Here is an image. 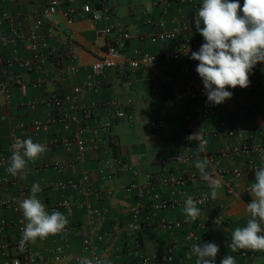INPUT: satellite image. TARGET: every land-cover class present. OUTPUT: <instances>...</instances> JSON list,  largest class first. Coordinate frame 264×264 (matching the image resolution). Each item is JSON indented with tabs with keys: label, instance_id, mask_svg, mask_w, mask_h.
<instances>
[{
	"label": "crops",
	"instance_id": "1",
	"mask_svg": "<svg viewBox=\"0 0 264 264\" xmlns=\"http://www.w3.org/2000/svg\"><path fill=\"white\" fill-rule=\"evenodd\" d=\"M48 1L0 0V20L1 11L19 15V25L23 33L28 35L35 12L45 7ZM89 1L91 0H73L72 5L79 9ZM160 1L164 0H105L104 7L107 11L104 15L108 21L96 25L88 17L82 16L77 17L73 25L78 72L61 77L52 62L47 63L49 74L45 88L49 91L70 93L74 87H84L90 78L93 80L97 91L83 90L78 97V104L82 107H92L94 110L93 118L86 122L93 130L87 135V139L92 141L95 135H100L106 144L100 145L97 151L88 152L85 161L76 163L73 162V158L78 152L77 146L73 145L71 152H67L63 147L49 148L40 159L34 163L29 162L26 179L20 178L19 175H8L5 169L0 168V177L13 179V182L0 188V200L12 197H18L20 200L26 198L30 195L33 183L44 185L52 181L68 182L89 177L88 193L81 197H72L73 210L71 212L58 210L68 218L66 228H70L71 232L50 235L44 239L37 238L35 243H30L37 264H83L85 260H93L95 254L101 257V264H139L141 257H154L167 251L172 252L174 264H196V258L185 248L184 230L172 231L163 226L164 222H183L185 220L183 206L175 210L160 211L153 216L152 203L146 196L141 195L140 187L147 185L149 175L160 172L164 160L184 148L182 137L184 125L188 120L209 132L219 121L226 120L229 129H247L245 142L256 145L264 141V115L261 109L264 105V63H259V70L255 76L261 85V91L255 99L248 93H241L232 95L231 99L220 105H214L207 102V97L197 98L188 95L185 84L178 74L182 69H186L188 76L191 77L200 62L192 59L179 60L175 63L166 61L161 55L172 43L152 44L147 38L140 40V36L154 35L155 25L161 21L165 22L164 31H176L180 35L183 19H190L191 25L195 28L194 16L202 0H195L194 4L170 2L167 17L162 15ZM239 3L242 10L244 0H239ZM63 11L64 7H61L54 16L61 27L66 25ZM240 14L242 15V11ZM106 24L122 27L131 35L132 38L125 50L127 57H132L136 50L146 51L159 57L157 66L154 69L144 66L133 68L127 64L123 71L110 69L102 75H94L91 66L104 56L106 49V38L99 36L97 29ZM5 29L0 21V34ZM191 42L194 51H199L205 40L200 35L191 37ZM16 52L20 57L26 58L27 43L20 42ZM4 56L5 51L0 47V85L7 80ZM71 64L72 62H66L67 66ZM15 72L26 82L40 79L39 75L26 73L20 68H16ZM196 85L203 86L199 75L196 78ZM42 91L30 89L21 92L12 87L13 99L9 103L0 95V157L8 154L7 149L12 144V129L17 123L29 121L31 117L48 119L49 112L42 107L32 116L19 108L22 102L39 98ZM255 100L261 104L255 111L235 114L230 110L236 103L251 106ZM203 109L210 111L208 119L202 118ZM117 110L124 113L122 118L112 117ZM159 120L164 123L158 129H153L152 122ZM106 125H110L109 130H104ZM56 133L62 139L70 135V132L62 127H54L38 134L32 129H27L20 135L23 139L31 137L33 141L44 142L52 140ZM229 142L225 137L211 136L206 151L215 152ZM119 162H123L126 168ZM258 162L261 165L260 159ZM55 163L64 165L65 170L62 173L57 172L53 167ZM235 166L242 168L243 165L235 162L227 164L228 168ZM171 168L179 172L186 167L177 165ZM191 168L193 173L200 176L196 167ZM213 178L221 183L216 199H212L207 182H191L185 187H159L158 191L164 198L175 195V198L183 202L187 196H192L195 201L204 194L210 197L213 205L220 208L222 217L221 223L210 222L204 234L205 243H215L219 246L216 259L231 255L235 258L236 264H264L263 255L245 258L237 251L233 252L227 244L235 228L246 226L250 218L246 211L248 203L244 196V188L251 183L253 175L242 174L237 178L236 189L232 195L227 193L228 184L232 181L230 177ZM133 184L138 187L128 192L126 188ZM37 197L46 205V210L50 214L61 200L62 193L44 190L38 193ZM103 207L107 208V213L103 215L91 213L92 210ZM197 207L201 209L198 221H203L210 211L198 203ZM137 208L142 209L139 222L145 226L138 234L139 246L136 247L129 227L136 222L134 211ZM22 220H24L22 214L10 210L0 212V227L2 223L14 225L0 231V244L13 243L17 239L18 225ZM115 226L120 230L112 232ZM195 226V223H191L186 229L192 230ZM104 233L108 236L99 243L97 237ZM86 239L97 247L96 251L85 248ZM58 247L64 249L60 261H56L54 255ZM10 253L15 255L14 248H11ZM0 264H7V259L1 253Z\"/></svg>",
	"mask_w": 264,
	"mask_h": 264
},
{
	"label": "built area",
	"instance_id": "2",
	"mask_svg": "<svg viewBox=\"0 0 264 264\" xmlns=\"http://www.w3.org/2000/svg\"><path fill=\"white\" fill-rule=\"evenodd\" d=\"M16 2L18 0H8ZM73 0H49L47 5L42 9L35 12L31 31L28 35L23 33L21 26L19 25L20 16L11 14L6 11H1V24L5 26V30L0 34V47L5 51L4 66L7 73V80L0 85V95L5 99L6 103L12 101V87L19 89L21 92H27L30 89H42L41 96L36 100L22 102L19 108L30 116L40 107L46 109L49 112L48 119L31 117L29 121H22L17 123L11 133L12 144L8 147V154H3L0 157V168L7 169L10 164L12 152L14 151L13 145L18 140H24L20 135L21 132L27 129H32L36 134L43 133L54 127H62L65 131L70 132V135L62 139L58 133H56L52 140L37 142L42 143L49 148L63 147L67 152H71L73 145L78 147V152L74 156L73 162H83L86 159V154L90 151H97L99 146L106 144L105 139L100 135H95L92 141L87 139V135L93 130L86 123L94 116V110L92 107H82L78 104V97L82 94L83 90L88 89L97 91L96 85L90 78L84 87H74L70 93H57L49 91L45 88L47 83L49 71L47 70V63L52 62L58 74L61 77H67L74 75L78 72L76 65L77 53L75 49L76 38L73 30V25L77 17H88L96 25H100L104 21H108L105 17L107 11L104 7L105 0H91L84 3L79 9L72 5ZM170 2H181L194 4L195 0H164L159 2V6L162 9L163 17L169 15ZM64 7L63 16L66 21L65 27H61L59 22L54 19V16L58 13L59 9ZM165 22H159L155 25L156 32L154 35L140 36V40L147 38L152 44L159 42L172 43L171 46L162 53V58L166 61L175 63L179 60H190L191 52L194 51V47L191 42V37L200 36V33L191 25L190 19H183L181 35L176 31L167 32L164 31ZM201 26V28H203ZM99 36L106 38V49L104 56L95 61L92 66V73L94 75H102L105 71L110 69H116L123 71L126 65L129 64L133 68L144 66L145 68L154 69L158 64L159 57L155 54H151L146 51L136 50L133 52L132 57H127L125 54L126 45L131 40V35L122 27H114L109 25L99 26L97 29ZM20 42L27 43L28 56L26 58L20 57L16 48ZM177 46H174V45ZM136 57V58H135ZM72 62L70 66L66 65V62ZM16 68L24 70L26 73L39 75L40 79L35 82L23 81L21 76L15 72ZM259 70V63H257L249 74L250 85L247 88L241 89L237 87L235 89L228 88L233 95L248 93L254 99L261 91V85L256 80L255 76ZM179 78L183 81L186 87V93L188 95L200 98L207 97L204 87H197L196 78L198 73L189 77L186 69H182L178 74ZM107 105H104L106 107ZM261 106L258 100L253 102V105L248 106L245 104L236 103L235 107H231L232 113H245L247 111H255ZM264 115V105L261 107ZM222 112V111H220ZM124 113L117 110L112 117L122 118ZM201 116L204 119H208L210 111L203 109ZM164 121L152 122V128L158 129ZM110 125H106L104 130H109ZM200 132L202 134V140L188 141L186 139L192 133ZM247 134V129L232 130L228 128V122L221 120L212 131H205L200 129L193 121L188 120L184 125V134L182 137L185 143L182 150L177 151L171 158L164 160L161 163V170L159 173L149 175V180L146 186L140 187V193L142 196H146L152 203L151 212L153 216H156L158 212L164 210H175L182 207L184 202L175 198L173 195L171 198H164L158 191V188L168 187H185L191 182L205 183L200 176H197L192 172L191 167H195L197 159L209 161L208 170L212 174V177H230L232 181L228 184L227 193L232 195L235 192L236 185L235 180L242 174H252L253 178L249 185L244 188V196L247 203L251 202L253 198L250 191V186L254 182V173L261 165L258 160L260 159V152L264 151V141L256 145L245 142L244 137ZM225 137L229 139V143L223 148L215 151L208 152L206 148L209 143L210 137ZM206 141V143H204ZM36 142V141H34ZM203 149V151L201 150ZM181 157L178 159L177 157ZM229 162H235L242 164V168L238 166L228 168ZM122 166H125L123 162H119ZM182 165L183 168L179 172L172 169V166ZM55 170L62 173L65 170V166L60 163H55ZM126 168V166H125ZM40 169H44L40 167ZM7 172V171H6ZM8 173V172H7ZM8 175H10L8 173ZM111 176H108L110 178ZM88 181L89 177L85 176L80 180H70L68 182L52 181L40 185L41 191L53 190L62 193L61 200L57 203L55 210H65L71 212L74 208V201L72 197H81L88 193ZM13 182V179L0 177V188L4 185H8ZM138 185L133 184L126 188L128 192L137 188ZM39 192V193H40ZM175 194V193H173ZM20 199L18 197H12L8 199L0 200V212L3 210H10L17 214H22L19 209ZM197 203L204 209H208L210 213L203 221L195 220L193 222H164L163 226L167 230H184V242L185 248L190 254V249L193 244L205 243L206 229L210 222L221 223V210L215 207L212 200L207 195H202L196 199ZM142 209L137 208L134 211L135 224L129 227L130 235L135 241L136 247L139 246L138 234L144 228V224L140 223V215ZM91 213L96 215H103L107 213V208L103 207L98 210H92ZM23 215V214H22ZM25 221L22 220L18 225V237L12 242L0 244V253L7 259V264H37L38 261L33 255L30 247V243H26L23 247L20 246V239L22 236V229L25 226ZM195 223V228L192 230L186 229L187 225ZM13 223H2L0 231H5L7 228H12ZM120 228L115 226L112 232L119 231ZM63 232L70 233L71 229L66 228ZM202 232V233H201ZM129 235V236H130ZM108 235L106 233L98 235V242H102ZM228 246L231 244V236L227 242ZM86 249L96 251L97 247L94 246L89 239L84 241ZM14 248L15 255H11L10 250ZM130 251V250H128ZM55 260L60 261L64 255V249L58 247L54 251ZM237 252L245 258H253L258 254L263 255L264 250H237ZM101 261V257L97 254L93 257V262ZM221 259H215V264H220ZM175 258L171 251H167L164 254H160L154 257H141L139 264H174Z\"/></svg>",
	"mask_w": 264,
	"mask_h": 264
},
{
	"label": "clouds",
	"instance_id": "3",
	"mask_svg": "<svg viewBox=\"0 0 264 264\" xmlns=\"http://www.w3.org/2000/svg\"><path fill=\"white\" fill-rule=\"evenodd\" d=\"M194 23L205 43L201 44L199 51L191 52L190 59L200 62L196 72L202 80L207 102L220 105L232 98L233 93L228 88L249 87L251 70L257 63H264V0H244L242 10L239 0H202ZM186 139L191 142L203 138L198 131ZM13 148L6 171L22 179L27 178L29 162L34 163L47 151L46 145L34 142L31 137L18 140ZM260 161L261 166L255 170L254 182L250 186L253 198L246 208L250 218L246 226L236 227L231 233L229 247L233 252L264 250V151L260 152ZM208 166L207 159L195 162L200 178L209 184L211 197L216 199L221 183L212 177ZM40 191L39 183H33L30 195L19 201L18 207L26 221L20 239L21 247L26 243H35L37 238L62 233L69 223L68 218L58 210L49 214L46 205L37 197ZM183 213L185 222H193L201 215V209L192 196L185 199ZM218 252L219 246L215 243L193 244L190 249L196 264H215ZM83 264L94 262L85 260ZM95 264H101V261L97 260ZM220 264H236V261L228 255L221 259Z\"/></svg>",
	"mask_w": 264,
	"mask_h": 264
}]
</instances>
